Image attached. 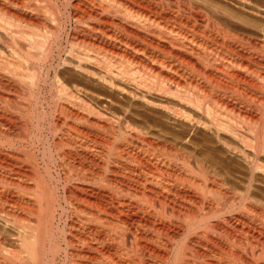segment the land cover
I'll list each match as a JSON object with an SVG mask.
<instances>
[{
	"label": "bare ground",
	"instance_id": "6f19581e",
	"mask_svg": "<svg viewBox=\"0 0 264 264\" xmlns=\"http://www.w3.org/2000/svg\"><path fill=\"white\" fill-rule=\"evenodd\" d=\"M0 264H264V0H0Z\"/></svg>",
	"mask_w": 264,
	"mask_h": 264
},
{
	"label": "rangeland",
	"instance_id": "374dc122",
	"mask_svg": "<svg viewBox=\"0 0 264 264\" xmlns=\"http://www.w3.org/2000/svg\"><path fill=\"white\" fill-rule=\"evenodd\" d=\"M215 1H216V0H215ZM215 3H216V2H215ZM224 8H227V9H229L227 6H224ZM227 9H226V10H227ZM228 11H229V10H228ZM233 11H234V10H233Z\"/></svg>",
	"mask_w": 264,
	"mask_h": 264
}]
</instances>
